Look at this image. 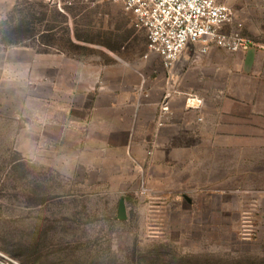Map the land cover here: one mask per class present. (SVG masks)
Instances as JSON below:
<instances>
[{
  "label": "rangeland",
  "instance_id": "rangeland-1",
  "mask_svg": "<svg viewBox=\"0 0 264 264\" xmlns=\"http://www.w3.org/2000/svg\"><path fill=\"white\" fill-rule=\"evenodd\" d=\"M1 1L0 249L23 264H264V180L219 174L216 152L160 167L150 141L130 167L75 121L73 88L96 71L98 87L154 81L145 32L101 0ZM251 8L260 29L242 33L264 41Z\"/></svg>",
  "mask_w": 264,
  "mask_h": 264
},
{
  "label": "crops",
  "instance_id": "crops-1",
  "mask_svg": "<svg viewBox=\"0 0 264 264\" xmlns=\"http://www.w3.org/2000/svg\"><path fill=\"white\" fill-rule=\"evenodd\" d=\"M217 1L229 5L235 12L236 22L248 31L260 29L253 21L256 12L251 7L264 4L263 1ZM254 39L244 52L212 47L202 54L199 45H191L168 72L162 58L155 54L147 63L158 69L154 81L147 86L139 83L129 86L117 81L98 87L96 71L89 87L73 88L81 96V103L75 109L80 116L75 121L79 125L89 123L90 142L95 150L106 152V157L119 153L128 159L130 167L142 165L143 158L138 152L144 150L143 143L150 141L156 145L153 162H158L160 167L164 163L174 165L179 157L203 159L216 152L220 158L219 174L247 175L244 179L248 177L249 184L262 182L264 41ZM105 74L108 81V73ZM138 87L142 94L135 91ZM166 95H170L171 115L159 127L160 106ZM189 95L204 101L202 111L188 109ZM71 114L64 110L61 128L68 124ZM70 132L60 131L64 136L60 141L70 139ZM77 134L74 132L75 142ZM220 180L230 183L229 177ZM228 188L238 189L232 185Z\"/></svg>",
  "mask_w": 264,
  "mask_h": 264
},
{
  "label": "built area",
  "instance_id": "built-area-1",
  "mask_svg": "<svg viewBox=\"0 0 264 264\" xmlns=\"http://www.w3.org/2000/svg\"><path fill=\"white\" fill-rule=\"evenodd\" d=\"M101 1L119 6L132 26L145 32L150 53L159 55L168 71L191 45H199L202 54L212 47L244 52L252 45L242 33L243 24L236 22L234 10L217 0ZM169 97L170 95H166L160 106L157 122L159 127L171 115ZM187 107L202 111L204 101L195 95H189ZM0 264L23 263L0 249Z\"/></svg>",
  "mask_w": 264,
  "mask_h": 264
},
{
  "label": "water",
  "instance_id": "water-1",
  "mask_svg": "<svg viewBox=\"0 0 264 264\" xmlns=\"http://www.w3.org/2000/svg\"><path fill=\"white\" fill-rule=\"evenodd\" d=\"M119 218L121 220H124L126 218L124 200H122L121 203H120Z\"/></svg>",
  "mask_w": 264,
  "mask_h": 264
},
{
  "label": "trees",
  "instance_id": "trees-1",
  "mask_svg": "<svg viewBox=\"0 0 264 264\" xmlns=\"http://www.w3.org/2000/svg\"><path fill=\"white\" fill-rule=\"evenodd\" d=\"M15 257H17V258H19L20 256H18V255H15ZM25 262H28L27 260H24Z\"/></svg>",
  "mask_w": 264,
  "mask_h": 264
}]
</instances>
